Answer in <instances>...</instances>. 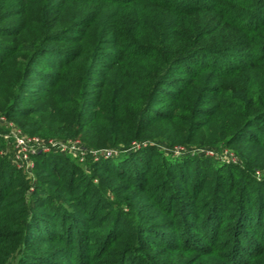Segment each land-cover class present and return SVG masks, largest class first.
Listing matches in <instances>:
<instances>
[{
	"label": "trees",
	"instance_id": "trees-1",
	"mask_svg": "<svg viewBox=\"0 0 264 264\" xmlns=\"http://www.w3.org/2000/svg\"><path fill=\"white\" fill-rule=\"evenodd\" d=\"M145 1L27 0L25 5L22 0L19 4L30 13L1 14L0 23L20 15L28 19L30 25L35 20L42 25L41 38L19 42L22 29L0 25V38L12 39L0 42V72L12 68L17 78L15 74L21 61L28 60L32 66H40L34 64V58L60 54L59 45L63 43L88 50V56L92 41L89 34L97 27L99 33H105L102 40L107 43L101 51L93 53L94 59L87 61L97 64L100 74L108 76L120 67L128 69V60H135L138 57L136 49L147 41L153 50L148 71L132 77L133 81L120 90L118 96L111 99L105 96L110 93L108 81L90 85L98 89L95 106L98 114L93 113L89 119L86 115H83L84 120L77 118L81 116L77 102L79 87L87 80L76 79L74 84L65 87L66 92L62 91L64 87H59L63 82L59 77L61 71L88 62L73 51L60 67L54 63L52 70L58 79L54 83L57 89L55 106L68 114L66 132L73 135L86 132L85 138H88L91 129L100 134L108 130L117 137L122 136L112 143L129 144L134 138L129 132L146 130L166 120L164 114L151 113L154 112L152 103L161 92L170 89L160 96L178 106L176 111L190 112L192 116L200 111L204 114L235 112V116H241L239 119L244 121L234 133L247 130L244 133L260 134L258 139H244L252 146L258 144L264 151V0H156L168 23L158 33L149 34L151 39L148 40L125 28L121 17L109 23L107 9H100L98 13L92 10L95 4L128 8ZM74 4L84 5V10L76 12ZM64 18L69 20L65 26L69 30L65 33L61 28ZM71 23L74 25L70 26ZM104 25L109 28L104 29ZM18 60L21 61L18 63ZM132 69L141 72L139 68ZM251 74L262 77L254 96L247 93L241 98L226 96L229 80ZM110 80L113 85L115 80ZM59 92L66 98L58 97ZM128 100L135 103V111L128 109ZM69 103L74 107L66 108ZM31 110L24 108L17 98L0 108L1 114L8 119L27 118L34 113ZM125 115H132L133 120L124 133L116 124L121 123ZM38 117L36 123L43 120L42 115ZM235 138L234 144L240 137ZM46 157L38 156L36 161L50 167L55 161L45 162ZM251 158L254 164L257 158L253 154ZM56 160L68 163L62 157ZM229 170L228 173L217 170L214 177L204 174L190 183L184 179L185 174L162 169L154 175L177 184L170 193L164 194L157 208L173 215V220L156 216L143 226L133 219V214L114 207L112 219L105 220V229L98 225L90 227L89 216L80 213L55 214L52 218L50 204L39 205L37 196L33 199L38 208L29 206L25 197L26 182H21V191L0 186V264H234L237 259V264H264V183L253 177L246 179L245 173L235 167ZM144 179L138 178L137 184L146 183ZM174 209L177 213H172ZM175 231L177 233L173 234ZM192 231L195 233L190 236Z\"/></svg>",
	"mask_w": 264,
	"mask_h": 264
},
{
	"label": "rangeland",
	"instance_id": "rangeland-1",
	"mask_svg": "<svg viewBox=\"0 0 264 264\" xmlns=\"http://www.w3.org/2000/svg\"><path fill=\"white\" fill-rule=\"evenodd\" d=\"M20 1L22 0H0V15L11 16L16 11L18 13L27 11L19 4ZM23 1L27 5V0ZM30 1L35 2V0ZM74 5L76 12L81 13L84 10V5ZM100 9H107L109 23H113L116 17H121L125 21V28L133 30L146 40L151 39L149 34L158 33L168 23V20L165 23L167 17L160 12L156 0H146L128 8L95 4L92 10L98 13ZM28 12L30 13V10L26 13ZM169 18L171 19L172 16ZM68 21V18L63 19L61 28H64V33L69 30L65 28L69 24ZM0 25L9 28L17 26L19 30L22 29L24 32L18 38L19 42H33L41 38L42 25L35 20L30 25L28 19H23L21 15L5 20ZM72 25L74 23L70 24ZM103 28L107 30L109 27L104 25ZM104 35L105 33L98 32L97 27L90 32L89 38L92 41L89 44V52L92 53L88 52V56L86 54L88 50L63 43L64 45H59L60 54L43 58L36 56L34 64L39 63L40 66H32L28 60H18V63L21 62L15 74L17 78L13 76L12 68L7 69L5 73L0 72V108L17 98L24 108L28 111L32 109L31 111L35 113L27 118L8 119L0 112V186H11L21 191L23 189L21 182H26L28 186L25 197L29 206L38 208V203L34 204L33 199L37 196L39 205L50 204L52 218L55 214L80 213L89 216L90 227L98 225L105 229V220L112 219L114 207L133 214V219L143 226L156 216H160L163 220H173V215H168L166 210L160 211L157 208L164 194L170 193L172 187L175 188L177 184L171 182L173 180L154 175L165 168L185 174L184 179L192 183L195 178L203 177L204 174L214 177L217 170L228 173L230 168L235 167L245 173L246 179L253 177L256 181L264 183V151L260 150L258 144L252 146V143L244 139L250 137L254 140L261 135L244 133L247 130L239 134L234 133L235 128L244 121L239 119L241 116L236 117L235 112L225 111L214 114L211 111L209 114H204L200 111L192 116L190 112L185 113L179 109L176 111L175 107L178 106L169 104L160 96L170 89L161 92L152 103L154 112L151 113L157 116L164 114L166 120L164 122L158 120L159 122L146 130L140 128L136 132H129L128 134L133 133L130 137H134L129 144L112 143V141L117 142L122 136L117 137V134H111L108 130L100 134L91 129L88 138H85L86 132L74 135L66 132L69 129L65 123L68 114L61 110L60 106H55L57 89L54 83H57L58 79L52 70L53 65L56 63L60 67L68 57L72 56L70 53L73 51L78 53L77 55H82L81 58L86 62L88 59H94L93 53L101 51L107 43L102 40ZM11 41L12 39L0 38L1 43ZM150 51L153 50L149 42L144 41L136 49L138 57L135 60H128V69L120 67L108 76L100 74L97 64L90 62L84 66L75 64L63 71L60 70L59 77L61 76L63 82L59 87H64L62 91L66 92L65 87L74 84L76 79L87 80L79 87L80 95L77 102L81 116L77 118L84 120L83 115L89 119L93 113L98 114V108H95L98 103V92H96L98 89L90 87L91 84L108 81L107 89L110 93L105 96L110 99L118 96L120 90L133 81L132 77L145 75V71H148L153 55ZM145 55L150 58H145ZM132 67L141 69V72L133 70ZM110 78L115 80L113 85ZM261 81L262 77L254 74L229 80L226 96L241 98V95L246 93L254 96ZM57 96L66 98L61 92ZM67 100H70L69 96ZM68 107L74 105L69 103L66 108ZM127 107L132 112L135 111V103L132 100L127 101ZM41 115L43 120L36 123L38 116ZM168 117L175 119L168 120ZM122 119L123 121L117 122L119 124L116 126L125 133L133 116L125 115ZM22 136L36 140L32 143L34 147L30 151L31 156L28 161H20L21 148L18 139ZM233 137L240 139L238 138L239 140L234 144ZM187 139L190 142L186 143ZM101 140L107 142H100ZM252 154L257 158L254 164L250 162L253 161ZM41 155L47 156L45 162L54 160V164H50V167L41 166V161L39 163L36 161ZM61 157L68 163L56 160ZM138 178H145L143 182L146 183L139 186ZM262 189L264 190V186ZM167 200L168 196L163 205ZM175 212L176 209L172 211ZM194 233L192 231L189 234L191 236ZM237 263H239L238 259L234 261V264Z\"/></svg>",
	"mask_w": 264,
	"mask_h": 264
},
{
	"label": "built area",
	"instance_id": "built-area-1",
	"mask_svg": "<svg viewBox=\"0 0 264 264\" xmlns=\"http://www.w3.org/2000/svg\"><path fill=\"white\" fill-rule=\"evenodd\" d=\"M36 142L35 139H30L27 137H19L18 145L21 148L20 161H28L31 156V150L34 147L32 143ZM36 144V143H35Z\"/></svg>",
	"mask_w": 264,
	"mask_h": 264
}]
</instances>
